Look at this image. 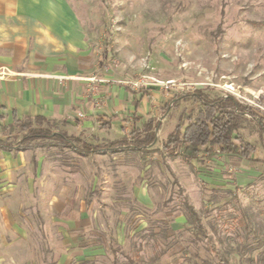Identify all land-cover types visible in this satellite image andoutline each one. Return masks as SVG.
<instances>
[{"label": "rangeland", "instance_id": "1", "mask_svg": "<svg viewBox=\"0 0 264 264\" xmlns=\"http://www.w3.org/2000/svg\"><path fill=\"white\" fill-rule=\"evenodd\" d=\"M67 1L99 48L91 77L155 78L130 88L145 97L143 118L158 120L155 149L81 154L50 139L0 149V264H112L114 247L118 264H264V139L255 123L238 132L256 147L250 159L161 151L180 113L197 108L172 101L180 91L232 94L264 111V0ZM76 117L85 118L33 125L91 144L117 134L101 137L95 122L86 132Z\"/></svg>", "mask_w": 264, "mask_h": 264}, {"label": "crops", "instance_id": "2", "mask_svg": "<svg viewBox=\"0 0 264 264\" xmlns=\"http://www.w3.org/2000/svg\"><path fill=\"white\" fill-rule=\"evenodd\" d=\"M91 41L67 0H0V126L36 116L70 126L76 123L72 114L81 112L85 118L75 119L86 132L93 122L101 137L117 131L107 142L125 136V124L129 134L134 116L139 117L136 126L154 119L143 118L144 95L136 98L125 85L105 82L89 94L84 78L95 71L99 50ZM103 99V107L96 108Z\"/></svg>", "mask_w": 264, "mask_h": 264}, {"label": "trees", "instance_id": "3", "mask_svg": "<svg viewBox=\"0 0 264 264\" xmlns=\"http://www.w3.org/2000/svg\"><path fill=\"white\" fill-rule=\"evenodd\" d=\"M192 100L197 103L195 112L182 111L178 116L174 128L161 142V151L170 157L180 155L184 160L190 161L199 156L212 158L220 154L237 155L250 159L256 151L253 143L245 140L238 134L248 122L253 121L261 138L264 139V111L259 107L241 102L232 94L212 96L202 88H189L178 92L172 101ZM169 102L164 106L166 110ZM139 120L134 116V124L128 135L105 143L91 144L85 142L79 136L67 134L62 130H52L42 126H34L33 122L50 123L56 127V121H50L42 116L33 119H15L14 122L0 126V149L24 150L34 148L36 141L50 139L71 147L81 154L100 151H117L121 148L138 151L146 154L154 150L151 148L157 139L155 128L158 121L152 118L145 120L140 126H136ZM18 128L22 133L12 136V132ZM9 130L3 135V131ZM189 213L199 219L192 206L186 203ZM113 254L112 264H118L117 253L119 248L111 249ZM200 264H207L201 262Z\"/></svg>", "mask_w": 264, "mask_h": 264}, {"label": "built area", "instance_id": "4", "mask_svg": "<svg viewBox=\"0 0 264 264\" xmlns=\"http://www.w3.org/2000/svg\"><path fill=\"white\" fill-rule=\"evenodd\" d=\"M148 81H155V78L149 74H143L136 80L130 78H122L118 80V83H122L123 85L131 89H136V88H140L143 85H146ZM86 82H87V90L92 91L95 88H97L99 84L107 82V80L105 78H96L93 76V77H88L86 79ZM77 115L79 117H82L83 113L79 112L77 113Z\"/></svg>", "mask_w": 264, "mask_h": 264}]
</instances>
